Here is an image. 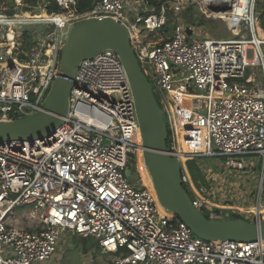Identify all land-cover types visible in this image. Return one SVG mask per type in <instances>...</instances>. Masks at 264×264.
I'll use <instances>...</instances> for the list:
<instances>
[{"label":"built area","instance_id":"built-area-1","mask_svg":"<svg viewBox=\"0 0 264 264\" xmlns=\"http://www.w3.org/2000/svg\"><path fill=\"white\" fill-rule=\"evenodd\" d=\"M56 1L61 13H49L43 2L39 13L22 18L24 11L9 14L11 8L0 0V121L44 111L72 27L87 19H112L129 31L165 119L167 153L179 162L194 207L212 220L236 215L261 223L264 38L257 32L259 0H97L84 13L70 12L75 0ZM220 2L231 6L225 16L209 10ZM192 7L223 20L235 37L200 38L183 19ZM44 12L46 17L36 15ZM170 22L171 34L156 42ZM25 25L42 26L43 32H26ZM143 151L128 74L114 50L101 51L78 67L68 116L51 137L0 144V264H48L69 235L93 238L105 254L118 253L109 264H264L262 240L207 242L173 213L162 215L153 181L146 184L140 170ZM215 157L225 158L221 175L212 165L197 164ZM256 159L261 168L257 204L221 210L213 189L227 187L233 172H245ZM191 167L204 183L193 178ZM221 180L224 185L217 184ZM239 181L244 187L245 178ZM234 190L237 198L247 199L244 188ZM25 221L38 226L28 228Z\"/></svg>","mask_w":264,"mask_h":264},{"label":"water","instance_id":"water-1","mask_svg":"<svg viewBox=\"0 0 264 264\" xmlns=\"http://www.w3.org/2000/svg\"><path fill=\"white\" fill-rule=\"evenodd\" d=\"M211 11H228L226 2L212 3ZM24 31L43 32L42 26L25 25ZM190 34L191 31H188ZM114 50L128 74L142 133L143 161L151 175L161 206L182 220L192 232L207 242L264 241V220L253 223L237 218L217 221L209 219L193 205L182 182L176 158L168 155V130L152 86L144 75L130 43L129 31L109 18H93L74 25L61 51L58 77L45 101L44 111L32 116L0 121V144L8 140H42L51 137L69 113V94L80 64L104 50ZM131 177V171H126Z\"/></svg>","mask_w":264,"mask_h":264},{"label":"rangeland","instance_id":"rangeland-1","mask_svg":"<svg viewBox=\"0 0 264 264\" xmlns=\"http://www.w3.org/2000/svg\"><path fill=\"white\" fill-rule=\"evenodd\" d=\"M7 5L11 8L12 12H9V14H20L22 11H30L39 13L43 6L42 3L37 4L36 6H26L24 4V1H22L21 5H18L17 0H4ZM260 2V1H258ZM188 11V10H187ZM186 11V12H187ZM183 13V19L186 24L193 25L196 27V30L199 34L200 38H214V39H232L234 38L235 34L230 32L225 25L224 21L218 18H209L204 16L197 8L192 10L190 13ZM256 12H260L261 15L264 13V6H262L260 3L256 6ZM33 14V13H32ZM194 16L195 20L197 21H203V25H197V23H193L189 21V18ZM261 17V16H260ZM188 18V19H187ZM263 23L259 20L258 30L257 32L260 34L261 37H264V26ZM173 23L170 22L167 25V28L165 32L160 33V35L155 39L156 42H160L162 39L169 36L172 32ZM15 30H18L15 28ZM69 30V29H66ZM26 36H29L27 41H32V36L28 33ZM225 162V158L222 157H215V158H208V159H198L197 164H208L215 165L217 168L223 167ZM192 165V163H190ZM248 167L245 172H233V180H231L230 184L227 185V187H223L221 189L226 190L228 193V196L232 198H236V190L232 191L233 186H236L239 189L245 190V194L248 196L245 201H232L233 204H239V205H255L257 204V197L260 187V162L259 159H256V162L249 161ZM204 168V167H203ZM205 169V168H204ZM224 169V168H223ZM207 172L209 169H206ZM211 173V172H209ZM213 174V173H212ZM246 176V177H245ZM213 177V175H211ZM240 178H245V186L239 185ZM131 180L136 181V175L133 172L131 176ZM138 188V187H136ZM244 195V194H243ZM242 195V197H243ZM190 196L194 197V195L190 192ZM26 210H29V208H26ZM248 221H253L252 217L246 218ZM24 226H27L28 228H35L38 226L36 222L29 223L28 221H25L23 223ZM116 257H119V254H105L103 253L102 249L99 246V243L93 239H82L81 236H71L66 240H63L61 245L59 246L58 252L53 256V259L49 264H108L111 260L115 259Z\"/></svg>","mask_w":264,"mask_h":264},{"label":"trees","instance_id":"trees-1","mask_svg":"<svg viewBox=\"0 0 264 264\" xmlns=\"http://www.w3.org/2000/svg\"><path fill=\"white\" fill-rule=\"evenodd\" d=\"M23 1H24V4L26 6H36L37 4L44 2V4H48V12L51 14L62 12L61 8L58 6L56 0H23ZM75 1H76V7H75V9L70 8V12L76 11L78 13H84V12L89 11L93 7L95 1H97V0H75ZM259 1L260 2H258V3H260L262 6H264V0H259ZM194 9H196V8L192 7L186 13L188 14ZM25 12L32 13L30 11H25ZM189 21L193 22L194 24L197 23V25H203L204 24L203 21L200 22V21L195 20L194 16L190 17ZM260 22L263 23L262 25L264 26V14L261 15ZM193 175H194V178L196 180H200L203 183L205 182L201 172H199V170L197 168H194ZM237 218H240V217H238L236 215L233 217V219H237Z\"/></svg>","mask_w":264,"mask_h":264},{"label":"crops","instance_id":"crops-1","mask_svg":"<svg viewBox=\"0 0 264 264\" xmlns=\"http://www.w3.org/2000/svg\"><path fill=\"white\" fill-rule=\"evenodd\" d=\"M215 169H216V171H217V175H221L222 174V172H223V168H224V165H223V167H222V169L221 168H217L215 165H212ZM191 169H192V176H193V178H194V175H193V170H194V168L193 167H191ZM217 177V179H218V177L219 176H216ZM195 179V178H194ZM196 180V179H195ZM218 185H224V181L223 180H221V181H219L218 183H217ZM218 185H216V186H218ZM239 191V190H238ZM213 193H214V204L216 205V206H218L219 208H221V210H223L224 211V209H235V210H241V209H246V208H248V207H250V206H252V205H250V206H245L244 204L243 205H239V204H233V203H231L232 201H238V202H240V201H245L246 199H243V198H237V199H232V200H230L229 199V196H228V193L226 192V190H223V189H221V188H219V187H215L214 189H213ZM104 253V252H103ZM49 264V263H48ZM109 264V263H108Z\"/></svg>","mask_w":264,"mask_h":264},{"label":"bare ground","instance_id":"bare-ground-1","mask_svg":"<svg viewBox=\"0 0 264 264\" xmlns=\"http://www.w3.org/2000/svg\"><path fill=\"white\" fill-rule=\"evenodd\" d=\"M21 1H22V0H17L18 3H21ZM209 10H210V9H209ZM230 11H231V10H230ZM230 11L228 10V11H217V12H216V11H212V12H214L215 14H219V15L225 16V15H227ZM36 15L38 16V18H39V17H46V16H47L46 12H44L42 15H38V14H36ZM31 17H33V14H32V13H28V12H25V11H24L23 14H22V18H31ZM64 17H65V16H64ZM60 19H63V16H61ZM259 35H260V34H259ZM11 37H12V34H11ZM260 37H261V36H260ZM262 38H264V37H262ZM44 68H47V66L44 67ZM139 164H140V170H141L142 175H143V177H144L145 183L148 184V185H151V184L149 183V182H150V178H151V176L149 175L148 169H147L146 166H145V163H144V161H143L142 156H140V158H139ZM151 179H152V178H151ZM154 194H155L156 199L158 200L157 194H156L155 192H154ZM158 205H159V210H160V212H161L162 215L169 214V213L166 211V209H164V207L161 206V204L159 203V200H158Z\"/></svg>","mask_w":264,"mask_h":264}]
</instances>
